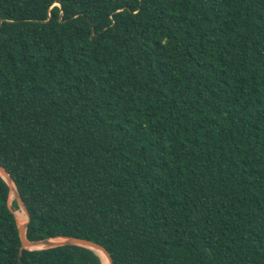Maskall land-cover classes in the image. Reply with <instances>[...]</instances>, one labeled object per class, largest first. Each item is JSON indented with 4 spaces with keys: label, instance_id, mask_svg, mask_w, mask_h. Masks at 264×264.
I'll return each mask as SVG.
<instances>
[{
    "label": "trees",
    "instance_id": "trees-1",
    "mask_svg": "<svg viewBox=\"0 0 264 264\" xmlns=\"http://www.w3.org/2000/svg\"><path fill=\"white\" fill-rule=\"evenodd\" d=\"M0 163L26 236L114 264H264V0H0ZM0 174V264L23 249Z\"/></svg>",
    "mask_w": 264,
    "mask_h": 264
},
{
    "label": "water",
    "instance_id": "water-1",
    "mask_svg": "<svg viewBox=\"0 0 264 264\" xmlns=\"http://www.w3.org/2000/svg\"><path fill=\"white\" fill-rule=\"evenodd\" d=\"M0 174L6 180L10 188V198L8 200L9 205L11 206V201H12L11 193L14 189V200L17 201V204L19 205L20 208H22V210L24 211L27 217L26 221L23 223H20L17 219L18 230H19V235L21 239L20 251L23 249H46V248L63 246V245H80L83 247H88L94 250L96 253H97L96 250H101L105 257V261H106L105 263L114 264L113 258L109 250L106 247H104L101 243H98L88 238L78 237V236H73V235H65V236H54V237H48V238H42V239H36V240H29L26 236L28 222L30 221V218H31L29 210L24 204L22 196L20 195L17 189L16 183L13 177L10 175V173L1 163H0Z\"/></svg>",
    "mask_w": 264,
    "mask_h": 264
},
{
    "label": "bare ground",
    "instance_id": "bare-ground-1",
    "mask_svg": "<svg viewBox=\"0 0 264 264\" xmlns=\"http://www.w3.org/2000/svg\"><path fill=\"white\" fill-rule=\"evenodd\" d=\"M11 196H14V189H13V191H12V193H11ZM23 212V211H22ZM21 212V210H17L16 211V217H17V219H18V221L20 222V223H23V222H25V220H26V214L23 212L22 213ZM97 251V253H98V255L100 256V258H101V260H102V264H106L105 262V257H104V254H103V252L101 251V250H96Z\"/></svg>",
    "mask_w": 264,
    "mask_h": 264
},
{
    "label": "rangeland",
    "instance_id": "rangeland-1",
    "mask_svg": "<svg viewBox=\"0 0 264 264\" xmlns=\"http://www.w3.org/2000/svg\"><path fill=\"white\" fill-rule=\"evenodd\" d=\"M11 199L13 200V199H14V196H11ZM17 210H21V212L23 211L22 208L19 207V208H17V209L15 210V214H16V211H17ZM23 212H24V211H23ZM23 212H22V213H23ZM25 221H26V220H25Z\"/></svg>",
    "mask_w": 264,
    "mask_h": 264
}]
</instances>
